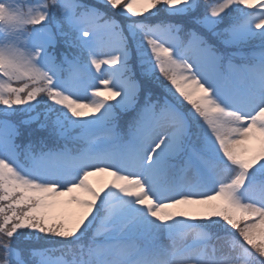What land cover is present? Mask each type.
I'll return each mask as SVG.
<instances>
[{"label":"snow or ice","instance_id":"snow-or-ice-1","mask_svg":"<svg viewBox=\"0 0 264 264\" xmlns=\"http://www.w3.org/2000/svg\"><path fill=\"white\" fill-rule=\"evenodd\" d=\"M0 264H264V0H0Z\"/></svg>","mask_w":264,"mask_h":264}]
</instances>
